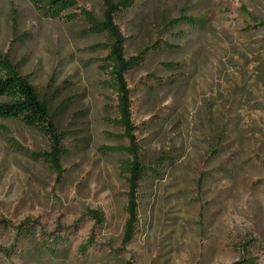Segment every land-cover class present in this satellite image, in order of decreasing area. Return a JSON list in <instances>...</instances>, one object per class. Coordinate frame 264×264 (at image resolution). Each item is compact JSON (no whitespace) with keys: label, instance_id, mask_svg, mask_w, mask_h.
<instances>
[{"label":"rangeland","instance_id":"1","mask_svg":"<svg viewBox=\"0 0 264 264\" xmlns=\"http://www.w3.org/2000/svg\"><path fill=\"white\" fill-rule=\"evenodd\" d=\"M74 1L101 18V0ZM252 19L264 21V0H137L118 16L126 58L160 43L126 77L135 130L124 137L106 123L108 40L0 0V54L66 136L58 181L33 156L47 139L0 117V264H264V28ZM111 147L158 170L141 183L129 244L126 157Z\"/></svg>","mask_w":264,"mask_h":264},{"label":"trees","instance_id":"2","mask_svg":"<svg viewBox=\"0 0 264 264\" xmlns=\"http://www.w3.org/2000/svg\"><path fill=\"white\" fill-rule=\"evenodd\" d=\"M35 9L44 17H56L57 19H70L72 23L82 24L94 36H103L108 43L103 45L105 56L99 59L101 73L106 81L102 86L110 89L114 95V118L106 120L129 137L135 130L132 124V95L127 83V75L138 70L146 61L148 55L160 48L156 42L141 49L135 56L126 58L125 47L127 39L122 34L115 20L118 16L133 10L137 0H101L103 11L100 19L93 13L77 5L74 0H30ZM46 10V12L44 11ZM253 23L264 28V21L252 19ZM171 27L177 26L178 22L170 21ZM18 41L15 39L14 42ZM168 46V45H165ZM171 67V64L165 65ZM0 117L13 120L30 128L43 136L48 141L49 151L33 155L45 157L53 171L58 176V181L64 177L62 159L65 155L63 143L66 139L64 132H59L54 118L50 112L48 103L41 99L36 88L20 75L18 70L11 66L5 57L0 54ZM132 139V137H131ZM12 146L17 144L11 140ZM108 152L122 153L126 159L122 161L120 171L126 181V208L127 221L124 228V243L132 242L136 233L138 214V192L141 183L151 174H156L157 169L146 166L140 162L130 150L123 147L106 148ZM157 165V164H156ZM159 165H157L158 167ZM94 219L99 225L104 224V217L98 212H93ZM0 226L7 228V222L0 219ZM53 253L52 246H46ZM245 264H258L255 260H247Z\"/></svg>","mask_w":264,"mask_h":264}]
</instances>
